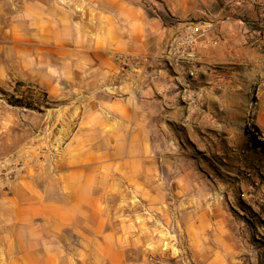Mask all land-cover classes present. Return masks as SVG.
<instances>
[{"label":"crops","instance_id":"0c3cea01","mask_svg":"<svg viewBox=\"0 0 264 264\" xmlns=\"http://www.w3.org/2000/svg\"><path fill=\"white\" fill-rule=\"evenodd\" d=\"M250 21L264 19L248 0H0V83L37 84L63 104L56 123L71 136L55 167L28 170L9 195L0 190V259L34 257L25 243L39 241L40 230L82 231L83 218H95L94 233L101 234L104 212L92 205L99 203L97 192L133 193L154 203L189 195L197 219L182 225L194 255L203 264L231 257V226L199 166L205 160L236 162L238 171L258 168L247 160L245 145L231 149L215 132L214 116L219 88L233 76L236 59H244L250 46L264 45ZM191 24H199L202 34L194 57L181 60L167 44ZM117 54L140 59L142 67L123 71L114 61ZM171 84L184 97H198L203 111L192 118L195 107L175 103ZM175 141L185 147L176 151ZM35 216L43 219L37 226Z\"/></svg>","mask_w":264,"mask_h":264},{"label":"rangeland","instance_id":"374dc122","mask_svg":"<svg viewBox=\"0 0 264 264\" xmlns=\"http://www.w3.org/2000/svg\"><path fill=\"white\" fill-rule=\"evenodd\" d=\"M258 7L263 12L264 6ZM249 26L264 35V22L250 21ZM236 62L230 81L219 88L223 94L213 117L215 132L231 142V149L240 143L245 145L247 160L257 161L258 168L238 171L233 166L236 162L204 160L199 170L217 189L213 201L217 200V208L223 211L221 218L231 226L233 252L222 264H264V45L250 46L247 56ZM174 88L178 91L176 85L169 86L175 103L195 107L189 110L192 118L203 111L204 104L198 97L191 103L188 95L184 99L176 96ZM62 105L51 101L35 83H14L10 79L0 83V190L4 193L9 195L28 170H51L65 155L71 136L62 135L60 122L56 123ZM76 130L74 126L71 134ZM190 143L187 147L194 153L196 146ZM171 145L176 151L184 146L181 141ZM201 151L197 150L204 153ZM218 167L231 174L224 175ZM94 196L99 203L92 205L102 207L104 212L101 234L94 233L95 218H83L82 231L71 227L42 234L40 230L39 241L25 243L34 257L32 253L26 258L7 256L0 259L2 264L8 259H25L33 264H203L192 252L183 230L182 222L195 216L189 195H166L155 203L133 193L97 192ZM42 220L35 216L33 223L37 226Z\"/></svg>","mask_w":264,"mask_h":264},{"label":"built area","instance_id":"2783aa9c","mask_svg":"<svg viewBox=\"0 0 264 264\" xmlns=\"http://www.w3.org/2000/svg\"><path fill=\"white\" fill-rule=\"evenodd\" d=\"M249 4L253 7L264 6V0H248ZM262 15H264V8ZM202 34V30L199 24H191L186 29L176 32L167 44V51L179 59L189 61L194 57V47L198 37ZM114 61L119 65L120 68L124 70H138L142 67V61L136 57L126 55V54H117L114 56ZM179 63V62H177ZM148 70H152L153 67H147ZM168 68L171 69L173 73H176L172 64L168 63ZM178 84V83H177ZM176 84L178 91L174 90V94L178 97L184 99L183 92L180 93V89ZM175 85V84H173ZM172 86V84H171ZM189 102H196L195 95H188ZM9 192V191H7Z\"/></svg>","mask_w":264,"mask_h":264},{"label":"bare ground","instance_id":"6f19581e","mask_svg":"<svg viewBox=\"0 0 264 264\" xmlns=\"http://www.w3.org/2000/svg\"><path fill=\"white\" fill-rule=\"evenodd\" d=\"M160 242V241H159ZM167 245V244H166ZM166 248V247H165ZM168 248H166V251L165 252H168V250H167ZM165 250V249H164ZM163 255V254H162ZM164 255H165V253H164ZM166 256V255H165ZM162 258L161 259H163L164 257L163 256H161ZM160 262H162L161 260H160Z\"/></svg>","mask_w":264,"mask_h":264}]
</instances>
